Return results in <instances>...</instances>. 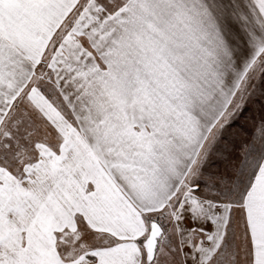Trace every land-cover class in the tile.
Instances as JSON below:
<instances>
[{
	"label": "snow or ice",
	"instance_id": "snow-or-ice-1",
	"mask_svg": "<svg viewBox=\"0 0 264 264\" xmlns=\"http://www.w3.org/2000/svg\"><path fill=\"white\" fill-rule=\"evenodd\" d=\"M0 264H264V0H0Z\"/></svg>",
	"mask_w": 264,
	"mask_h": 264
}]
</instances>
